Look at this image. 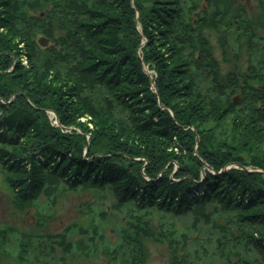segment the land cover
I'll use <instances>...</instances> for the list:
<instances>
[{
  "label": "trees",
  "instance_id": "16d2710c",
  "mask_svg": "<svg viewBox=\"0 0 264 264\" xmlns=\"http://www.w3.org/2000/svg\"><path fill=\"white\" fill-rule=\"evenodd\" d=\"M185 1L0 0V172L12 213L35 215L34 229L0 226V255L16 240L24 264H71L79 251L146 264L143 238L162 237L170 264H264V0H208L196 22ZM225 26L233 41L219 33L217 59L212 33ZM59 187L92 193L90 225L45 228ZM165 216L190 223L179 232Z\"/></svg>",
  "mask_w": 264,
  "mask_h": 264
},
{
  "label": "rangeland",
  "instance_id": "374dc122",
  "mask_svg": "<svg viewBox=\"0 0 264 264\" xmlns=\"http://www.w3.org/2000/svg\"><path fill=\"white\" fill-rule=\"evenodd\" d=\"M207 3L208 0H186L184 2L185 7H190V11L192 14H194V19L193 21L196 22V18L198 12L201 10V8H206L207 7ZM130 4L132 5V7L135 9V4H134V0H130ZM246 5L248 6V3L246 0H243V4L242 5ZM251 5L253 7H251V9H258V7H254L255 5L253 4V0H251ZM249 7V6H248ZM250 8V7H249ZM136 23H137V28L139 31H141V23L139 21V10L136 8ZM255 12V11H254ZM37 14H40L41 17H44L45 11L44 10H39L37 12ZM253 14V13H252ZM229 30H232L231 28L225 26L222 27L221 30H217V29H213V33H212V44H213V53L215 56H217L216 58H223L222 57V52H221V47L219 44V39H218V35L219 33L224 34V38H226L228 41L232 42L233 41V37L232 35L234 33H232V31L229 32ZM59 32V31H58ZM45 36L47 38H49V45L47 46H43L40 44L39 39L40 37ZM38 43L42 46V47H48L51 46L52 44H54L55 47V43H53V41L51 40L50 37L46 36V35H39L38 38ZM146 43V37H143L142 40V44ZM53 47V48H54ZM198 56V55H197ZM249 55L246 52H243L241 59H239V65L241 66V69L243 71H248L249 72V68L251 65V62L248 61ZM15 59L13 60V63L15 62ZM21 63L24 66H29L30 65V59L29 56L25 53H23L20 57ZM220 61V69L222 70L223 73L225 74H232L233 73V69L231 66L227 65V63H225L224 61H222L221 59ZM241 62V64H240ZM248 66V67H247ZM12 67V66H11ZM75 67L77 68L78 65L75 64ZM247 67V68H246ZM144 70L150 75V77H153L156 75V72L154 69L149 68L148 65H143ZM12 69V68H10ZM196 79H199V86H204V88H207L208 86L212 85V81L213 78H209V77H205L204 75H201V73L199 72L197 74ZM155 82L154 80L152 81V88L155 90V86H154ZM242 93H235L233 94V98ZM240 96V99H241ZM239 99V100H240ZM238 100V101H239ZM48 114V118L51 120L52 124H57L59 126H62L61 123L59 122V117L58 115L54 112V111H47ZM81 121L84 123H87L89 125V127L94 128V122H93V118L91 116H82L81 117ZM192 128L194 130H196V128L194 126H192ZM70 130L73 129V127L69 128ZM91 136V134H89V137ZM197 148V145H196ZM179 151V149H178ZM237 164V163H236ZM238 165V164H237ZM243 167V166H242ZM227 168V167H226ZM245 169H247V167H243ZM220 172V170H219ZM3 175L0 172V226H3L5 224H12L15 225L18 228H22V229H34L35 228V215L33 214L34 209L32 208L30 211L25 212V213H12L13 208L11 206V204H9V200L11 198V193L8 191L7 187L5 186L4 182H3ZM64 187V186H63ZM58 194H56L55 196V207L53 210V217L51 218V220H49V224L45 227L47 230L49 231H53V232H59L62 231V229L71 224L74 223V221L77 222H81V221H87V223H85V225L89 224V219H90V215L82 212L81 210V203H86L88 201H90L92 199V193H90L89 191L87 192H83L81 191L80 187L77 188H65V189H61V187H59ZM53 199V198H52ZM9 206V207H8ZM49 208L48 210H52L50 204H48L47 201H44L42 203V206L40 205V208ZM110 206L107 205V208H109ZM47 210V211H48ZM17 214V215H16ZM150 217H152V225L156 226L159 222H160V217L158 213H154V214H150ZM188 217H183L180 218L178 217H174V216H165L164 219L167 220V223L175 226L179 232L180 230L184 229L185 226H187L190 223V219L187 220ZM90 225V224H89ZM163 226L165 227V225L163 224ZM110 228H112V226L110 224L107 225V230L105 231L107 236H115V238H117L118 236V231L115 232V230H113V232H111ZM197 235L200 234V231L197 230ZM144 240V246H145V250L146 252H144V256H143V261L146 264H170L171 261V252L169 250V246L167 243V240L165 238L161 237L160 239H156L153 237H148V238H143ZM182 242L177 243L176 247H180V249L182 248ZM6 247L8 249H10L11 251V256H9L8 254H3L0 255V260L4 262V264H24L23 262H21L20 260H16L13 259L12 257H16V253L18 252V242L16 240H14L11 243H7ZM179 249V250H180ZM81 251L77 252L75 256V258L70 259V261L72 262L71 264H112L110 259L111 257L108 255H104L102 253H99V255L97 256H92V255H84L80 253ZM215 260V259H214Z\"/></svg>",
  "mask_w": 264,
  "mask_h": 264
},
{
  "label": "water",
  "instance_id": "95a60500",
  "mask_svg": "<svg viewBox=\"0 0 264 264\" xmlns=\"http://www.w3.org/2000/svg\"><path fill=\"white\" fill-rule=\"evenodd\" d=\"M49 38H47V37H45V36H42V37H40V39H39V42H40V44L41 45H43V46H47V45H49ZM54 47V44H52L51 45V48H53ZM240 96H241V94H238V95H236L234 98H233V101L234 102H238V100L240 99ZM237 165V164H236Z\"/></svg>",
  "mask_w": 264,
  "mask_h": 264
},
{
  "label": "flooded vegetation",
  "instance_id": "af4514ba",
  "mask_svg": "<svg viewBox=\"0 0 264 264\" xmlns=\"http://www.w3.org/2000/svg\"><path fill=\"white\" fill-rule=\"evenodd\" d=\"M247 1V3H248V6L251 8V7H253L252 5H251V0H246Z\"/></svg>",
  "mask_w": 264,
  "mask_h": 264
}]
</instances>
